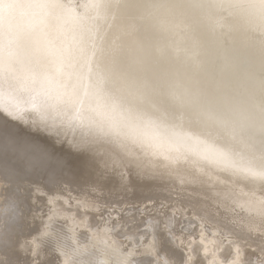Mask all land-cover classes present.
<instances>
[{"label": "bare ground", "instance_id": "6f19581e", "mask_svg": "<svg viewBox=\"0 0 264 264\" xmlns=\"http://www.w3.org/2000/svg\"><path fill=\"white\" fill-rule=\"evenodd\" d=\"M62 2L68 15L86 20L73 59L81 75L77 107L85 123L70 125L66 116L49 109L59 131L70 139H95L101 153L130 154L173 195L189 184L200 188L209 210L215 212L214 231L227 236L224 240L218 236L217 246L223 250L230 240L244 252V264H264V6L260 0H241L233 9L236 15L227 21L210 20L205 0ZM23 23V10L0 15V73L26 46ZM25 116L37 119L31 112ZM58 164L56 158L44 159L39 171L59 173ZM0 169L13 181L10 188L3 186L9 198L0 205L6 211L0 214V223L6 225L0 226V244L6 247H0V264H148L147 243L142 250L140 246L129 250L126 240L127 248L122 242L123 246L112 243L111 225L101 223L98 215L114 203L122 208L119 204L154 202L146 207L158 208L166 203L163 207L172 211L163 214L161 208L138 214L130 213L136 206L126 207L125 217L120 214L124 218L118 219L123 221L119 234L127 238L147 234L149 244L153 234L171 231L177 251H189L184 245L192 213L179 196L149 201L150 194L141 189L110 192L82 186L87 176L64 174L56 183L60 197L56 202L62 210L53 214L42 195L49 191L46 180ZM34 179L38 186L27 194L28 200L22 199L16 186L23 185L17 182L23 181L30 191ZM11 197L19 200V206ZM26 210L25 222L17 215ZM30 224L36 227L26 228ZM23 234L29 236L23 239ZM167 259L174 264L176 257Z\"/></svg>", "mask_w": 264, "mask_h": 264}, {"label": "snow or ice", "instance_id": "6c2138e0", "mask_svg": "<svg viewBox=\"0 0 264 264\" xmlns=\"http://www.w3.org/2000/svg\"><path fill=\"white\" fill-rule=\"evenodd\" d=\"M50 3V0L27 3L0 0V15L4 17L10 11L23 10L22 32L27 42L22 52L10 60L8 70L0 73V167H7L12 175H35L38 180H46L52 193L45 195L49 206L60 200L56 183L58 175L64 174L87 176L82 186L95 185L110 192L127 194L141 189L150 194L146 197L149 201L181 197L192 213L188 218L189 238L184 245L189 251L178 252L173 233L160 230L148 244V264H170L167 257H176L174 264H221L219 257L223 261L238 257L233 244L229 243L223 250L217 246L218 233L212 223L215 212L209 210V201L200 188L189 184L173 195L167 185L130 154L101 153L95 139H70L59 131L60 125L48 116L49 109L66 116L70 125H82L85 118L77 107L81 75L68 55L71 37L64 30L63 20L57 19L53 25ZM40 56L48 60L44 75L33 67L34 60ZM46 95L54 99L48 106L44 102ZM28 112L37 119H27ZM48 158L59 161V173L39 171V162ZM171 221L169 217V224ZM194 255L199 259L194 260Z\"/></svg>", "mask_w": 264, "mask_h": 264}, {"label": "rangeland", "instance_id": "374dc122", "mask_svg": "<svg viewBox=\"0 0 264 264\" xmlns=\"http://www.w3.org/2000/svg\"><path fill=\"white\" fill-rule=\"evenodd\" d=\"M1 170V169H0ZM1 171H4V170H1ZM0 171V172H1ZM1 173L3 174V175H1ZM0 173V178H1V180H4V182L6 183V184H8V185H6L5 183H3V182H0V205H1V203H3L4 201H5V198H9L8 196L7 197H5L7 194H6V190L8 189V188H10L11 187V185L13 186V181H10V179L9 178H7V177H5L6 175H5V173L4 172H1ZM5 175V176H4ZM4 177V178H3ZM8 180H6V179ZM0 180V181H1ZM6 180V181H5ZM10 182H12V183H10ZM17 185H23L22 187H18V186H16V190H18L19 188V190L17 191V193L18 192H20V195L22 194V199H27V194L29 193V195H32V192H33V190L34 189H36V187L38 186L37 185V183H36V180L34 179V181H32V184H30V191H29V188H25V187H27V186H25L24 185V183H23V181H18L17 182ZM3 186H4V188H6L7 187V189L5 190L4 188H3ZM1 189H3L2 191H4L3 193H1L2 191H1ZM45 189V188H44ZM22 192V193H21ZM39 192V191H38ZM45 192H46V194H42V195H49L50 196V192L48 191V190H45ZM1 194H3V195H1ZM6 194V195H5ZM19 194V193H18ZM14 198V197H13ZM12 197L9 199V200H12L15 204H17V206H19V204L20 203H18L19 202V200H17L16 198L15 199H13ZM54 199H55V197H54ZM74 199V197L71 199V201ZM28 200V199H27ZM62 200H64V199H62ZM18 201V202H17ZM9 203L11 202V201H8ZM66 202V203H65ZM64 204H66V205H68V206H70L69 204H68V202L67 201H65L64 200ZM117 203H114V205L116 206H110V205H105V210L104 211H102L103 212V217H102V215L100 216V215H98V217H99V219H101V223H109L110 225H111V229H110V231H112V235H111V241H112V243H114L115 242V244H117V245H122L123 246V244H125L124 245V247L125 248H127V246L129 247V250H130V248L131 249H133L134 250V247H135V250H137L138 249V247L140 246V250H142V248L144 249V247H145V245H146V243H147V245H148V235L147 234H145L144 235V238L142 237V236H140V235H136V238H134V237H132V239H131V237H129V238H127L128 236L127 235H124V236H120V234H119V230H121V226H122V224H123V221H121V220H119L120 221V225H119V223H117V222H119L118 221V219L119 218H121L122 219V217L124 216L125 217V211H127V209H126V207H131V206H136L137 208L136 209H134L133 211H131L130 213H153L156 209H158V208H161L162 209V211L160 212V214H163L164 213V210H167V212H170V211H172V209L170 208V206H165V207H163L164 205H166V203H163V204H159L158 205V208H156L154 205L153 206H150V207H146V205H149V204H154V202L152 203V202H147V203H145V204H131V203H129V204H119V205H121V206H123V208L125 207V209H123L122 207H119L118 205H116ZM163 205V206H162ZM56 206V207H55ZM73 206V205H72ZM75 206V205H74ZM108 206H110V207H108ZM157 206V205H156ZM160 206H162V207H160ZM1 207V206H0ZM113 207H115V208H113ZM11 208H13V207H11ZM22 208L24 209L25 207H24V205L22 206ZM112 210H111V209ZM119 208V209H118ZM144 208V209H143ZM147 208V209H146ZM54 209H57V211L56 210H54ZM81 209L82 210H84V207H81ZM106 209H108L110 212H108V210H106ZM113 209H115V210H113ZM121 209V210H120ZM0 214L1 215H3V214H6V211L5 210H3V209H1L0 208ZM17 210V209H16ZM61 210L62 209H60L59 207H58V203L56 202V203H54L52 206H49V212H52L53 214H59V211L61 212ZM119 210V211H118ZM124 210V211H123ZM29 210H26L25 211V213H23V214H18L17 215V218L19 217L20 219H24L25 218V222L28 220V217H29V214L27 213ZM39 211H41V209L39 210ZM55 211V212H54ZM115 211V212H114ZM120 211H122V213H120ZM48 211H45V213L47 214V213H49ZM107 212V213H106ZM111 212H113V213H111ZM125 212V213H124ZM105 213H106V215H105ZM115 213V214H114ZM118 213V214H117ZM130 213H128V214H130ZM120 214L122 215L123 214V216H120ZM174 214H176L177 216H179V214L178 213H174ZM104 215H105V218H104ZM118 216V218H117V216ZM111 218H110V217ZM114 216V217H113ZM47 218H49V216L47 215L46 216ZM109 217V218H108ZM113 217V218H112ZM123 217V218H124ZM104 219H106V221L104 220ZM115 219V220H114ZM132 220V219H131ZM111 221V222H110ZM113 221L115 222V224H118V225H116V226H113V225H115L114 223H113ZM176 222H177V224H178V227H180V224H182V223H179L180 222V220H176ZM113 223V224H112ZM128 225H131V222H129L128 221ZM0 226H1V228L2 229H5L6 228V225L5 224H3L2 222L0 223ZM3 226H5V228H3ZM119 226H120V228H119ZM35 228L36 227V225L34 226V225H28L26 228ZM115 227V228H114ZM25 229H23L22 231H24ZM214 230V229H213ZM69 231L71 232V230L69 229ZM116 234V235H114V234ZM218 233V236H220L221 238V240H224V239H227V236L225 237L224 235H222V233H220V232H217ZM16 235V234H15ZM113 235L115 236L114 238H113ZM29 236V234H23L22 235V237H23V239H26L27 237ZM127 236V237H126ZM232 237V236H231ZM15 238V237H14ZM113 238V239H112ZM123 238V239H122ZM141 238V239H140ZM118 239V240H117ZM140 239V240H139ZM113 240H115V241H113ZM120 240V241H119ZM126 240V242L127 243H130V244H133V245H127L126 246V242H123V241H125ZM128 240V241H127ZM131 240V241H130ZM135 240V241H134ZM139 242H138V241ZM220 240V241H221ZM25 241H27V242H30L31 241V239H27V240H25ZM137 241V242H136ZM147 241V242H146ZM227 241V244L228 243H230V240H226ZM123 244H122V243ZM136 242V243H135ZM121 243V244H120ZM144 243V244H143ZM5 243L4 242H2L1 244H0V247H3V248H6L5 247V245H4ZM137 245V246H136ZM142 245V246H141ZM147 245H146V247H147ZM134 246V247H133ZM145 247V248H146ZM137 248V249H136ZM1 249V248H0ZM58 250V252H59V254L60 255H62V252L59 250V249H57ZM139 250V249H138ZM4 251V250H3ZM6 257H8V255L6 256ZM196 257H194L193 259H195ZM3 261V260H2ZM5 264H8L7 262L5 263Z\"/></svg>", "mask_w": 264, "mask_h": 264}, {"label": "clouds", "instance_id": "9594fccd", "mask_svg": "<svg viewBox=\"0 0 264 264\" xmlns=\"http://www.w3.org/2000/svg\"><path fill=\"white\" fill-rule=\"evenodd\" d=\"M240 2L241 0H205L206 14L210 20L227 21L230 17L236 15L233 9L238 7ZM260 4L264 6V0H260ZM49 7L53 25L56 24L57 19L64 22V30L71 37V42L68 45V55L74 59L77 54V37L86 24V20L84 18H73L68 14L65 15V5L62 0L50 3ZM33 67L41 75H44L48 69L47 58L37 57L33 62ZM44 102L45 106H48L54 102V99L46 95ZM244 260V252L238 249V257H233L227 264H244ZM221 264H224V262L221 261Z\"/></svg>", "mask_w": 264, "mask_h": 264}]
</instances>
